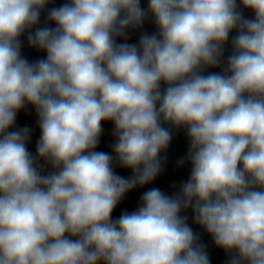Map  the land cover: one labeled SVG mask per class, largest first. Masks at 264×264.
I'll list each match as a JSON object with an SVG mask.
<instances>
[{"label":"clouds","instance_id":"9594fccd","mask_svg":"<svg viewBox=\"0 0 264 264\" xmlns=\"http://www.w3.org/2000/svg\"><path fill=\"white\" fill-rule=\"evenodd\" d=\"M51 2L0 0V264H211L189 208L227 264H264V0ZM45 9L54 27L37 26ZM146 21L157 31L128 43ZM25 35L44 56L22 55ZM26 105L35 156L16 126ZM102 122L130 177L96 150ZM163 124L186 129L188 180L113 218L164 171Z\"/></svg>","mask_w":264,"mask_h":264}]
</instances>
